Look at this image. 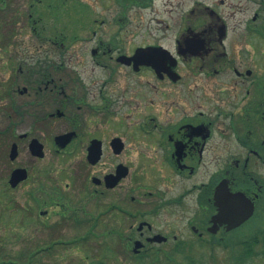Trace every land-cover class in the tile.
<instances>
[{
  "label": "flooded vegetation",
  "instance_id": "flooded-vegetation-1",
  "mask_svg": "<svg viewBox=\"0 0 264 264\" xmlns=\"http://www.w3.org/2000/svg\"><path fill=\"white\" fill-rule=\"evenodd\" d=\"M26 1L32 8L40 0ZM67 1L58 5L63 7ZM74 1L89 11L88 18H71L65 9L64 24L77 26L76 32L69 30L71 41L89 31V37L80 41L84 46L79 62L65 68L47 59L54 54L60 58L67 50L63 42L50 40L49 50L43 45L36 49L38 69H10L12 79L3 100L8 117L26 125L27 131L18 139L29 138L28 151L35 139L43 154L47 143L55 154L82 153L76 174L82 173L81 185L89 197L122 190L129 183L123 199L137 204L142 200L134 192L142 179L151 177L144 193L151 203L148 209L131 211L112 204L99 212L100 216L112 210L125 215L126 230L133 235L123 242L135 256L154 246L158 249L152 255L158 254L171 242L174 249L182 248L176 236L181 232L177 225L181 214L167 224L159 218L165 209L183 212L188 198L198 211L204 210L203 220L189 221L192 233L199 237L201 230L208 232L217 212L214 202L219 189L222 195L240 192L255 207L264 201V69H240L235 60L256 50L262 55L264 45L258 47L256 42L264 43V0H195L185 13L177 14L173 27L172 9H166L168 18L157 16L156 0H100L98 13L86 1ZM176 1L179 7L183 4ZM163 2L164 7L169 4ZM11 15L23 20L15 11ZM26 21L37 36V20L29 14ZM173 29V36L167 38V31ZM64 134L69 137L59 142ZM47 135L44 144L39 137ZM134 140L141 144L139 150L130 147ZM93 144L100 155L92 164L88 155ZM17 157L18 146L10 161ZM15 169H25L27 174L19 186L29 179V170L14 167L8 180ZM49 178L50 191L43 182L38 191L53 199L58 192L53 177ZM112 179L116 184L108 187ZM157 234L164 237L161 242L151 240ZM136 242L141 244L137 252Z\"/></svg>",
  "mask_w": 264,
  "mask_h": 264
},
{
  "label": "rangeland",
  "instance_id": "rangeland-1",
  "mask_svg": "<svg viewBox=\"0 0 264 264\" xmlns=\"http://www.w3.org/2000/svg\"><path fill=\"white\" fill-rule=\"evenodd\" d=\"M4 1L1 9L4 10V15H0V98L5 94L4 89L12 79L10 69H19V66L22 69H38L40 57L37 60V47L43 45L44 50H49L50 40L63 42L67 49L64 51V56L59 58L54 54L47 59L61 62L63 67L68 68V65L79 62L78 54L84 46L80 41L89 37V31L86 33L83 31L81 34L84 35L77 38L80 40L75 39L77 40L75 44H72L75 40L71 41L69 38V30L76 32L77 26H72L73 23L71 26L64 24L68 19L65 9L68 7L67 11L71 18L78 15H85L86 18L89 16V11L83 9L82 5L76 4L74 0L67 1L70 6L66 3L63 7L58 5L61 0H40L34 3L32 8L26 0ZM84 1L89 3L96 13L101 11L100 0ZM163 1L165 0L154 2L155 14L168 18L166 9L171 8L169 20L173 27L174 23L177 24V14L185 13L190 3L195 0H183L180 7L176 0H169V4L164 7ZM209 1L215 2V0ZM12 11L18 13L23 20H17L18 16L11 15ZM91 12L93 13L92 10ZM29 14L37 20L34 27L38 37L30 31L33 25L26 21ZM167 32V38H171L174 29ZM11 33L13 36L9 38ZM256 45L259 47L264 43L256 42ZM238 48L239 45H236L235 49ZM250 50L253 51L251 46ZM257 51L251 52L249 56L236 57L240 69H264V46L260 47L259 51L262 55H258ZM45 59L46 57L42 58L43 63ZM0 107H2L0 108V264H165L166 260L167 264H230L227 253L216 243H211L208 232L201 230V237L192 233L189 221L194 217H201L203 220L204 210L198 211L191 198L184 203L183 212L174 211L172 208L165 209L159 218L167 224L178 220L176 217L181 214L182 219L177 223L181 227V232L176 236L179 242L183 243L180 245L182 247L180 250H184V254L179 257L174 256L172 260L168 259L174 249V244L171 242L170 248L159 249L161 252H158L157 261L152 260V253L158 249L156 246L135 256L123 242L127 236L133 235L131 231L126 230L125 215L112 210L110 214L100 216L99 212L112 204L121 205L131 211L137 208L140 211L148 209L151 203L144 199V193L152 184L151 177L142 179L140 188L134 192V196L142 200V203H137L139 205L130 204L128 199H123L124 189L130 185L129 183L123 186L122 190L116 188L113 191H106V194L89 197L86 189L81 185L82 173L76 174L78 166H81L82 153L69 151L53 153L51 144L44 143L49 141L47 135L39 137L45 144L44 157L38 159L31 156L27 148L29 138L18 139L21 133L27 131L26 125H21L20 122H16L14 134L18 157L11 162L8 152L12 139L9 136H2V131L9 124V119L4 113L5 100L0 99ZM132 146L137 150L141 148V144L136 140L130 143V147ZM137 156L138 153H135V158ZM18 166L28 168L29 179L17 188L11 189L7 184L9 171ZM261 173L264 175V168H261ZM49 177H53L52 185L58 192V196L53 199H50V194L45 192L41 194L38 191L41 182L46 185V191H50ZM134 184L135 182L131 186ZM162 185L165 186L166 183L163 182ZM168 196L172 195L167 194ZM204 205L203 203V207ZM41 211L46 213L39 215ZM73 217L78 219L80 224L73 222ZM94 217L99 219L92 227ZM184 220L188 223L186 226L182 224ZM162 221L160 224L164 225ZM156 222L159 223L158 219ZM256 226H259L258 229L264 228V201L256 204L254 216L239 227L241 232L248 235ZM220 234L222 232L218 231L215 236L219 237ZM30 252L34 256H31ZM251 261L252 264H264V257Z\"/></svg>",
  "mask_w": 264,
  "mask_h": 264
},
{
  "label": "water",
  "instance_id": "water-1",
  "mask_svg": "<svg viewBox=\"0 0 264 264\" xmlns=\"http://www.w3.org/2000/svg\"><path fill=\"white\" fill-rule=\"evenodd\" d=\"M67 137H69V135L64 134L58 137V140L59 142H61L66 140ZM118 140L119 139L114 140L116 142V145L118 146V149H116V151H120L122 148V145L118 143ZM94 149H95V145L90 148L88 155V159L92 164L97 162L100 155L99 150L97 153ZM29 151L32 156H35L37 158H41L44 155L42 151V145L39 142H37V140L35 139L32 140L29 144ZM16 155H17V147L16 144H13L10 149L9 157L11 160H13L16 157ZM26 177L27 174L25 169H15L12 171L8 183L12 188H14L17 186L19 182L25 180ZM117 178L119 179L120 177ZM115 184H116L115 179H112L107 183V186L113 187ZM214 204L217 207V212L215 215L211 217L210 219L211 225L207 229L208 232H210L211 234H216L220 226H224L226 231L233 230L239 227L247 220H249L254 213L253 200H251L248 197L245 198V196L240 192H236L229 195L227 194L222 195L219 189V192L216 194V200ZM163 239L164 237L162 235L157 234L151 240L161 242V240ZM140 246H141L140 242H136L134 251L137 252L136 250Z\"/></svg>",
  "mask_w": 264,
  "mask_h": 264
},
{
  "label": "trees",
  "instance_id": "trees-1",
  "mask_svg": "<svg viewBox=\"0 0 264 264\" xmlns=\"http://www.w3.org/2000/svg\"><path fill=\"white\" fill-rule=\"evenodd\" d=\"M1 3H3L2 0H0V4ZM0 6V8H2L3 4H1ZM10 36L11 35H9V37ZM4 96L5 94L0 99H3ZM5 109L8 110V107L6 106ZM7 118L9 119V124L7 125V127H10V125H13L14 122L9 117ZM3 135H5V133L2 134V136ZM7 136H9V134H7ZM73 219V222H75L77 225L80 224V221H78V219H76L75 217ZM97 221L98 219L94 218V224L92 225V227L96 225ZM258 227L259 226H256V228H254L255 230L251 231L248 235H246L245 232H241L240 227L230 232L222 231V234H220L219 237H216L215 235H210V240L211 243H216L218 247H222V251H225L228 255L230 264H252V259L264 257V228L258 229ZM183 254L184 250L173 249V251H171V256H168V259L172 260L174 256L179 257ZM30 255L34 256V254L31 252ZM153 259L154 261H157L158 254L153 255L152 260ZM165 260L166 257L164 261ZM165 264H167V260L165 261Z\"/></svg>",
  "mask_w": 264,
  "mask_h": 264
}]
</instances>
